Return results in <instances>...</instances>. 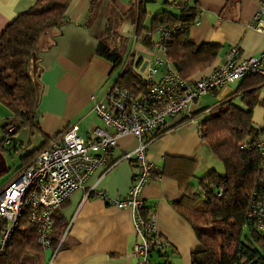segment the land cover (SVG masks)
<instances>
[{
  "label": "crops",
  "instance_id": "0c3cea01",
  "mask_svg": "<svg viewBox=\"0 0 264 264\" xmlns=\"http://www.w3.org/2000/svg\"><path fill=\"white\" fill-rule=\"evenodd\" d=\"M35 1L0 0V36ZM196 1L200 16L197 24L189 30V41L196 47L216 48L217 57L210 66L197 71L191 80L212 74L223 64L231 48L238 49L239 60L258 57L264 51V33L254 28L260 8L258 2ZM134 2L71 0L65 23L59 28L47 29L40 37L38 48L42 94L38 108L39 129H33L32 132L28 128L18 129L9 138L16 142L14 148L11 147L12 142H5V148L0 150L3 168L7 158L13 155L21 157L19 165L13 170L10 167L0 169V179H5L0 190L20 170L32 163L53 137L70 126L77 125V135L84 140L94 137L96 129H104L93 111V105L104 98L121 72V68H114L97 55L99 42L105 36L110 18L121 20L117 29L126 41L123 66H131L140 78L147 76L156 55L149 50L147 43L135 38V27L126 18ZM158 2L162 6L150 14L148 7ZM93 6L97 13L91 19L89 11ZM165 10L177 14L176 10L165 6L163 0L148 4L145 26L150 28L152 17ZM160 77L159 71L156 78ZM248 81L243 78L208 94L200 98L185 115L167 119L161 135L149 145L147 159L154 165L155 174L143 188L141 196L146 210L156 216L158 236L169 243L164 255L151 257V264H191L192 255L201 250L193 228L178 213L175 205L184 203L185 194H200L199 181L211 172L205 174L201 166L208 148L198 130L200 123L214 115L213 111L228 101L244 108L242 95L244 90L249 91L246 89ZM255 95L257 104L252 119L261 131L256 140H261L264 139V84L256 89ZM2 108L0 105V139L4 137L2 127L14 120ZM136 146L134 137H122L117 140L111 156L113 160L120 159ZM137 173L138 167L134 160L122 161L107 173L103 167L98 168L87 179L84 187L74 192L58 209L68 224L63 247L55 251L51 248L43 250L44 264H137L133 256L137 237L131 212L110 207L94 195L86 198L89 192H103L111 198L124 199Z\"/></svg>",
  "mask_w": 264,
  "mask_h": 264
},
{
  "label": "trees",
  "instance_id": "16d2710c",
  "mask_svg": "<svg viewBox=\"0 0 264 264\" xmlns=\"http://www.w3.org/2000/svg\"><path fill=\"white\" fill-rule=\"evenodd\" d=\"M156 1L135 0L126 18L135 27V38L147 43L149 50L158 39V29L179 27L178 33L168 44L166 59L181 78L191 80L197 71L210 66L217 57L216 48L196 47L189 41V30L197 24L200 16L197 1L163 0V4L176 10L177 14L169 10L161 11L152 17L151 26L147 28L146 7ZM70 2L36 0L0 36V105L14 119L2 127L4 137L0 139V150L5 148V142H12L9 138L18 129L28 128L31 132L39 129L38 108L42 83L38 42L47 29L59 28L65 23ZM96 13L94 6L91 7V19ZM120 21L115 17L108 20L97 55L114 68H121L117 82L132 94L140 95L144 92L142 79L131 66H123L126 41L118 33L117 25ZM245 78L249 79L246 85L249 91L243 89L245 92L242 95L245 107L228 101L219 106L216 114L199 125L201 139L211 155L223 164L225 174L211 171L199 181L200 194H185L184 203L175 205L178 213L193 228L201 246V250L192 255L191 264L264 262L263 244L256 239L247 220L253 193L259 189L260 183L259 155L255 149L247 148L261 132L254 125L252 115L257 104L255 91L264 84V80L258 75ZM58 209L52 215L54 224L50 235L51 249L54 251L63 247V237L68 227ZM7 226L8 223L0 218V237ZM244 227L250 231L253 242H247L248 238L246 244L243 242ZM43 250L37 230L25 214L0 256V264H44ZM164 252L153 251L151 257L162 256Z\"/></svg>",
  "mask_w": 264,
  "mask_h": 264
},
{
  "label": "built area",
  "instance_id": "2783aa9c",
  "mask_svg": "<svg viewBox=\"0 0 264 264\" xmlns=\"http://www.w3.org/2000/svg\"><path fill=\"white\" fill-rule=\"evenodd\" d=\"M255 1L260 8L254 28L264 33V0ZM178 31L179 27L157 30L158 39L150 48L156 55L154 65L147 76L141 77L143 93L134 95L116 81L104 98L94 103L93 111L104 129H96L94 137L84 140L77 135L78 126H70L53 137L34 161L0 190V218L8 223L0 237V256L25 214L37 230L41 247L44 250L51 248L53 212L82 189L98 168L103 167L107 173L120 162L129 160L136 162L138 173L124 199H114L103 192H89L86 198L94 195L110 207L131 212L137 237L133 247L137 264H151L153 251L168 249L169 243L160 239L156 232L155 214L146 210L141 196L155 174L154 165L147 159L149 145L162 132L167 119L185 115L200 98L251 75L261 76L264 80V51L258 57L239 60L236 48L227 52L223 64L212 74L195 81L181 78L166 59L168 44ZM159 71L161 77L156 78ZM198 130L201 135V129ZM129 135L136 139L137 146L120 159L113 160L111 154L117 140ZM251 148L260 158V183L253 193L247 220L264 249V139L254 141L247 149Z\"/></svg>",
  "mask_w": 264,
  "mask_h": 264
},
{
  "label": "rangeland",
  "instance_id": "374dc122",
  "mask_svg": "<svg viewBox=\"0 0 264 264\" xmlns=\"http://www.w3.org/2000/svg\"><path fill=\"white\" fill-rule=\"evenodd\" d=\"M161 6H162V3L161 2H158L157 4H152V5H150L148 7V11H149L150 14H152L155 11H157ZM148 22H150V20H148ZM1 107H3V106H1ZM2 109H5V111H7V109L4 108V107ZM216 112H217L216 110L213 111L214 114H216ZM25 136H28V134H26ZM25 140L27 142V137H26ZM204 156H206V158L202 159L201 166H202V170H204L203 172L205 174H207L210 171H214V170L218 174H221V175H224L225 174V170H224L223 164L220 161H218L217 159H215L208 152V150H206V153L204 154ZM20 157L21 156L18 157V156L13 155L12 157L7 158L6 164H4V168H3V165L0 163V169L4 170L5 168L10 167V169L13 170L14 168H16L19 165V163H20ZM4 180L5 179H3V178L0 179V186L4 182ZM246 238H248V240H249L247 242H249V243L253 242V239H252V237L250 235V231L248 230V228L244 227L243 228V233H242V240H243V242L245 244H246Z\"/></svg>",
  "mask_w": 264,
  "mask_h": 264
},
{
  "label": "water",
  "instance_id": "95a60500",
  "mask_svg": "<svg viewBox=\"0 0 264 264\" xmlns=\"http://www.w3.org/2000/svg\"><path fill=\"white\" fill-rule=\"evenodd\" d=\"M16 146V142L15 141H12V148H14Z\"/></svg>",
  "mask_w": 264,
  "mask_h": 264
}]
</instances>
